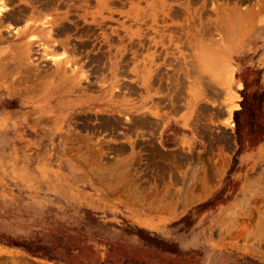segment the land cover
<instances>
[{
  "label": "rangeland",
  "instance_id": "1",
  "mask_svg": "<svg viewBox=\"0 0 264 264\" xmlns=\"http://www.w3.org/2000/svg\"><path fill=\"white\" fill-rule=\"evenodd\" d=\"M123 257L264 264V0H0V264Z\"/></svg>",
  "mask_w": 264,
  "mask_h": 264
},
{
  "label": "trees",
  "instance_id": "2",
  "mask_svg": "<svg viewBox=\"0 0 264 264\" xmlns=\"http://www.w3.org/2000/svg\"><path fill=\"white\" fill-rule=\"evenodd\" d=\"M263 93V91H261V94ZM235 113V111H234ZM237 152V150H236ZM236 152L234 153V156L236 154ZM232 157V160H231V163L226 171V175L224 176L223 178V184L222 186L216 191L214 192L210 198H208L206 201L204 202H201V203H198L194 206L195 208V211H197V208L200 207V206H203L205 205L206 203H209L210 201H213L215 199H222L224 197V192L225 190L233 183V180L230 176V172L232 170H234V168L236 167V158L235 157ZM190 213H191V210H188L184 215H182L177 221H175L176 223H186L187 220L190 218ZM147 239L148 240H153L155 241V239L151 236H147ZM6 243H11V244H16L14 242H7L5 241ZM17 245H19L21 248H23L25 251H27L28 253L32 254V255H37V256H42V257H45V258H48V259H51L52 256L50 255V252H48V250L42 248V247H39L35 244H32L31 242H20V243H17ZM165 250H168L167 248H165ZM121 264H128L127 260L125 257L122 258ZM99 264H111L108 260H102L101 262H99Z\"/></svg>",
  "mask_w": 264,
  "mask_h": 264
}]
</instances>
